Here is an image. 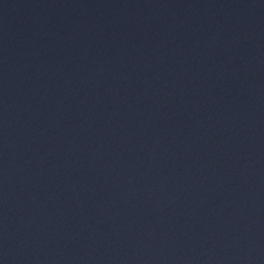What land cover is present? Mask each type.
<instances>
[{"label":"water","instance_id":"1","mask_svg":"<svg viewBox=\"0 0 264 264\" xmlns=\"http://www.w3.org/2000/svg\"><path fill=\"white\" fill-rule=\"evenodd\" d=\"M0 264H264V0L1 6Z\"/></svg>","mask_w":264,"mask_h":264}]
</instances>
